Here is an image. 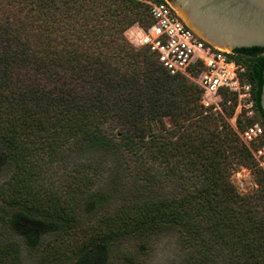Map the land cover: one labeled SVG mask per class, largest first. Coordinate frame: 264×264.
Masks as SVG:
<instances>
[{"label": "trees", "instance_id": "trees-1", "mask_svg": "<svg viewBox=\"0 0 264 264\" xmlns=\"http://www.w3.org/2000/svg\"><path fill=\"white\" fill-rule=\"evenodd\" d=\"M135 23H150L144 0H0V161L10 170L0 182V264H22L23 247L40 250L42 264H89L97 251L140 264L164 231L181 251L173 264H264V170L240 135L252 119L229 122L233 92H222L221 111L204 107L198 84L128 41ZM233 51L264 128V48ZM126 151L142 190L173 186L83 221L81 203L106 199L85 170L99 164L74 161L67 189L52 180L54 164L96 153L121 168ZM242 166L257 175L251 192L232 181ZM35 226L55 234L42 245Z\"/></svg>", "mask_w": 264, "mask_h": 264}, {"label": "built area", "instance_id": "built-area-1", "mask_svg": "<svg viewBox=\"0 0 264 264\" xmlns=\"http://www.w3.org/2000/svg\"><path fill=\"white\" fill-rule=\"evenodd\" d=\"M150 23L138 26L134 40L146 47L171 74H182L201 88V104L221 111L223 91L236 96L235 116L252 119L240 135L264 170V128L255 118L253 84L247 79V65L236 59L231 50L217 48L198 36L181 18L168 0H144Z\"/></svg>", "mask_w": 264, "mask_h": 264}, {"label": "rangeland", "instance_id": "rangeland-1", "mask_svg": "<svg viewBox=\"0 0 264 264\" xmlns=\"http://www.w3.org/2000/svg\"><path fill=\"white\" fill-rule=\"evenodd\" d=\"M138 26L139 24L135 23L124 32L128 41L136 47H138V44L135 42L134 37L138 30ZM235 112L236 111H234L233 115L228 119L232 125ZM164 122L168 126L171 124L168 117L164 118ZM155 127H158L157 123H155ZM92 154H84L80 156V154L75 155L74 153H70L64 158L63 164L60 166L57 163L54 164L57 170L51 174L53 175L52 180L57 187L67 189L65 185H71V174L75 173V169L77 168L74 161H86V163H89L90 161L91 163L97 162V164H99L96 168L92 167L90 169V167H85V170L88 174H92V171L95 173L96 183L93 188L102 191L106 195V199L97 203L92 202L90 204H80L78 213L80 218L85 222H92L101 215L113 213L125 203L139 201L143 198L153 196L154 194L166 192L173 186L171 180H153V184L142 190L139 185V183L143 184V179L141 180L138 172L139 161L134 154L127 151L121 160V168L115 167L114 162H118L117 158L112 160L108 157L103 158L102 156H94ZM155 164L156 167H160L158 161H156ZM2 168L3 164L2 161H0V182L10 174L9 169ZM159 170H162V168ZM231 178L236 189L241 193L251 192L257 186L256 173L254 170L247 167H239L232 173ZM72 186L74 185H71V187ZM31 227L25 226V230H28ZM34 229H36L37 236H39L42 245L51 240L55 234V232L48 227L35 226ZM18 239H22V237L18 236ZM131 246L133 247L134 245L132 244ZM180 252V248L176 244L175 234L164 231L159 233L157 237L150 242L149 247L144 254L140 253L138 256L141 261L140 264H173L174 261L178 259ZM40 255V250H37L36 248H31L29 251L23 247L21 257L22 264H42ZM92 258L93 259L88 260L89 264H123L116 252H111L106 255L101 251H97L96 255ZM69 264L78 263L70 262Z\"/></svg>", "mask_w": 264, "mask_h": 264}, {"label": "water", "instance_id": "water-1", "mask_svg": "<svg viewBox=\"0 0 264 264\" xmlns=\"http://www.w3.org/2000/svg\"><path fill=\"white\" fill-rule=\"evenodd\" d=\"M184 22L213 46L264 48V0H168ZM264 112V69L260 96Z\"/></svg>", "mask_w": 264, "mask_h": 264}]
</instances>
